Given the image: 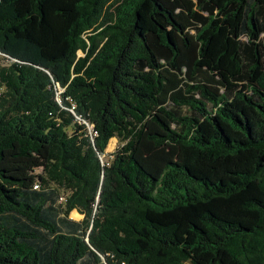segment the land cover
<instances>
[{
  "label": "trees",
  "instance_id": "obj_1",
  "mask_svg": "<svg viewBox=\"0 0 264 264\" xmlns=\"http://www.w3.org/2000/svg\"><path fill=\"white\" fill-rule=\"evenodd\" d=\"M0 264H264V0H0Z\"/></svg>",
  "mask_w": 264,
  "mask_h": 264
},
{
  "label": "rangeland",
  "instance_id": "obj_2",
  "mask_svg": "<svg viewBox=\"0 0 264 264\" xmlns=\"http://www.w3.org/2000/svg\"><path fill=\"white\" fill-rule=\"evenodd\" d=\"M116 147H117V140L116 139H112V142L108 143V146H107L106 151H105L104 154L105 155L111 154L112 152H114ZM70 216L74 220H80L82 218V216L79 215L76 211L71 212Z\"/></svg>",
  "mask_w": 264,
  "mask_h": 264
},
{
  "label": "crops",
  "instance_id": "obj_3",
  "mask_svg": "<svg viewBox=\"0 0 264 264\" xmlns=\"http://www.w3.org/2000/svg\"><path fill=\"white\" fill-rule=\"evenodd\" d=\"M76 221H78V220H76Z\"/></svg>",
  "mask_w": 264,
  "mask_h": 264
}]
</instances>
